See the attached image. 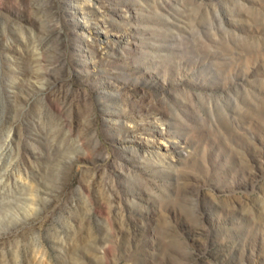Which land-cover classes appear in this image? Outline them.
<instances>
[{"label":"rangeland","instance_id":"1","mask_svg":"<svg viewBox=\"0 0 264 264\" xmlns=\"http://www.w3.org/2000/svg\"><path fill=\"white\" fill-rule=\"evenodd\" d=\"M0 264H264V0H0Z\"/></svg>","mask_w":264,"mask_h":264}]
</instances>
